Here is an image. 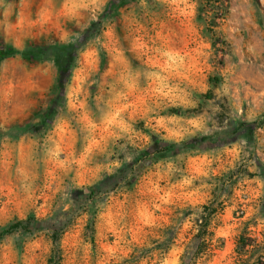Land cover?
Masks as SVG:
<instances>
[{"label": "rangeland", "instance_id": "obj_1", "mask_svg": "<svg viewBox=\"0 0 264 264\" xmlns=\"http://www.w3.org/2000/svg\"><path fill=\"white\" fill-rule=\"evenodd\" d=\"M261 8L0 0V264H264Z\"/></svg>", "mask_w": 264, "mask_h": 264}, {"label": "trees", "instance_id": "obj_2", "mask_svg": "<svg viewBox=\"0 0 264 264\" xmlns=\"http://www.w3.org/2000/svg\"><path fill=\"white\" fill-rule=\"evenodd\" d=\"M15 53V50L9 48V47H4L0 48V60L12 55ZM22 57H29V54L26 52H21ZM55 67L57 69V79L56 83L61 85L63 82L66 81V79L70 76V74L67 72V70L63 66L60 65V59L58 56L54 59ZM20 226V224H15L10 227V229L3 231V234L9 233V231L13 229H17ZM207 224L200 226L198 228L197 233L195 234V238L199 241L198 246H197V252L196 253H202L208 246L206 236H210V233L208 232ZM174 239V237H172Z\"/></svg>", "mask_w": 264, "mask_h": 264}, {"label": "water", "instance_id": "obj_3", "mask_svg": "<svg viewBox=\"0 0 264 264\" xmlns=\"http://www.w3.org/2000/svg\"><path fill=\"white\" fill-rule=\"evenodd\" d=\"M264 11V8H261Z\"/></svg>", "mask_w": 264, "mask_h": 264}]
</instances>
